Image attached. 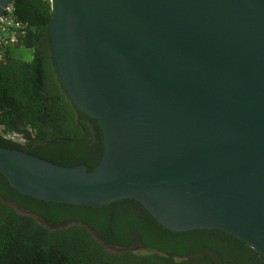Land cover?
Returning <instances> with one entry per match:
<instances>
[{
    "label": "water",
    "instance_id": "1",
    "mask_svg": "<svg viewBox=\"0 0 264 264\" xmlns=\"http://www.w3.org/2000/svg\"><path fill=\"white\" fill-rule=\"evenodd\" d=\"M14 1L0 0V17ZM52 9L57 67L99 121L104 156L89 172L0 148L11 185L73 205L136 199L171 232L219 229L264 255V0Z\"/></svg>",
    "mask_w": 264,
    "mask_h": 264
},
{
    "label": "trees",
    "instance_id": "2",
    "mask_svg": "<svg viewBox=\"0 0 264 264\" xmlns=\"http://www.w3.org/2000/svg\"><path fill=\"white\" fill-rule=\"evenodd\" d=\"M14 6L24 31L0 56V148L92 172L104 156V134L63 83L52 0ZM21 48L33 50L32 62L13 55ZM0 264H264V255L219 229L171 232L136 199L103 207L48 202L20 193L0 172Z\"/></svg>",
    "mask_w": 264,
    "mask_h": 264
},
{
    "label": "built area",
    "instance_id": "3",
    "mask_svg": "<svg viewBox=\"0 0 264 264\" xmlns=\"http://www.w3.org/2000/svg\"><path fill=\"white\" fill-rule=\"evenodd\" d=\"M15 1L5 9L0 17V56L10 48L14 47L19 37L23 34L24 25L15 14ZM7 139L20 142L21 138L16 134H8Z\"/></svg>",
    "mask_w": 264,
    "mask_h": 264
},
{
    "label": "rangeland",
    "instance_id": "4",
    "mask_svg": "<svg viewBox=\"0 0 264 264\" xmlns=\"http://www.w3.org/2000/svg\"><path fill=\"white\" fill-rule=\"evenodd\" d=\"M13 55L17 58L22 59L23 61H26V62H32L34 59L33 50H28V49H24V48L14 50ZM19 212L22 213L21 210ZM109 251H111L113 253H119L120 252V250H115V249H109Z\"/></svg>",
    "mask_w": 264,
    "mask_h": 264
}]
</instances>
